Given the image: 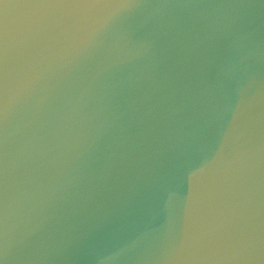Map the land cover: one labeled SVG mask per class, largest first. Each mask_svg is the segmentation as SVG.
<instances>
[{"label": "water", "instance_id": "water-1", "mask_svg": "<svg viewBox=\"0 0 264 264\" xmlns=\"http://www.w3.org/2000/svg\"><path fill=\"white\" fill-rule=\"evenodd\" d=\"M0 264H264V0H0Z\"/></svg>", "mask_w": 264, "mask_h": 264}]
</instances>
